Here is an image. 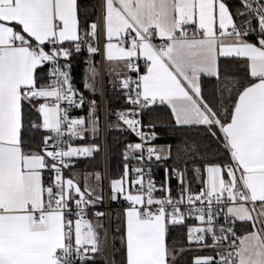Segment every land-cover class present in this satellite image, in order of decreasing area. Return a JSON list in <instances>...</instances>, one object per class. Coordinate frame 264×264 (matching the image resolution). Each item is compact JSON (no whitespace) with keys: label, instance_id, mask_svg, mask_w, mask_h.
Wrapping results in <instances>:
<instances>
[{"label":"snow or ice","instance_id":"6c2138e0","mask_svg":"<svg viewBox=\"0 0 264 264\" xmlns=\"http://www.w3.org/2000/svg\"><path fill=\"white\" fill-rule=\"evenodd\" d=\"M104 82L107 130L137 138L111 264H264V0H0V264H107L103 175L70 171L102 150Z\"/></svg>","mask_w":264,"mask_h":264},{"label":"trees","instance_id":"16d2710c","mask_svg":"<svg viewBox=\"0 0 264 264\" xmlns=\"http://www.w3.org/2000/svg\"><path fill=\"white\" fill-rule=\"evenodd\" d=\"M93 3H97V0H91ZM98 59V57H97ZM83 57H78L73 61L72 65V74L74 79L77 83V87H80L83 91L82 85L79 83L81 79V73L83 70L84 65L82 64ZM105 83V102H106V113L109 109H123L125 107L123 103V98L120 95V91L118 89H113L109 86L106 82ZM204 83L206 87V92L211 91V82L204 78ZM87 95V93H86ZM92 98V97H90ZM99 101V95L94 97ZM75 115L83 114L80 110H75ZM153 116H160L162 121H167L168 115L167 110L163 106L157 105L151 114ZM111 119L113 122H116L115 116L108 117L106 115V124L108 120ZM143 121L145 124L149 123V114H145L143 116ZM159 135V138L156 140L155 143L157 144H167L173 142L171 133L168 132L166 128L157 127L155 129ZM193 134H195L198 130L192 129ZM127 142H136V139L132 134H129L128 131L121 132L118 129H114L113 131L109 132L107 130V152H108V177L109 181L112 178H119L123 172V150L124 145ZM74 143L79 144L81 141L77 140ZM101 149H102V140ZM210 147L214 150L215 143L212 142ZM171 164V161L168 162ZM77 167L75 169H71V172H79L83 173L84 171H99L100 173L103 172V151L95 156V158H81L76 161ZM69 173H66L68 175ZM153 175L157 180L158 184L163 182V166L161 167H154L153 168ZM171 185L173 190L176 188V181L172 180ZM198 190V185L196 186ZM162 194V193H160ZM124 206L122 201L117 202H110V239H111V259H112V252L114 249L120 248V240H119V233L115 234V239L113 238V227L119 224L118 218H116V214L120 211V209ZM99 207H104V203ZM190 223H195L194 220L189 221ZM105 223V222H104ZM172 238L178 242L177 246H179V242H182L184 239V230L183 229H174L170 234V243L172 242ZM212 254L211 251H188L183 254V256L179 260V264H189V260L191 257L196 255H206ZM119 259V255L116 257ZM94 264H105V257L104 256H97L95 259ZM111 264V263H110Z\"/></svg>","mask_w":264,"mask_h":264},{"label":"water","instance_id":"95a60500","mask_svg":"<svg viewBox=\"0 0 264 264\" xmlns=\"http://www.w3.org/2000/svg\"><path fill=\"white\" fill-rule=\"evenodd\" d=\"M98 2V0H97ZM105 83H102L103 85V89H102V110L106 109L105 107ZM104 106V107H103ZM101 110V111H102ZM103 112V111H102ZM105 115V116H104ZM102 114L103 116V126H104V165H105V178H106V182H108V177H107V168H108V164H107V136H106V114ZM106 155V156H105ZM106 191L108 192V186ZM111 202V201H110ZM107 229H108V245H107V264L111 263V239H110V211L108 212V217H107V223H106Z\"/></svg>","mask_w":264,"mask_h":264},{"label":"built area","instance_id":"2783aa9c","mask_svg":"<svg viewBox=\"0 0 264 264\" xmlns=\"http://www.w3.org/2000/svg\"><path fill=\"white\" fill-rule=\"evenodd\" d=\"M98 59H99V57H98ZM101 88L103 89V85L101 84ZM104 107V106H103ZM106 107V106H105ZM75 111V110H74ZM72 112V114L73 115H75V112ZM103 112H102V114L104 115V114H106V109H103L102 110ZM105 116V115H104ZM142 120H143V117H142ZM144 122V121H143ZM129 132V134H132L130 131H128ZM133 136H134V138L136 139V141H137V138H136V136L134 135V134H132ZM156 142V141H155ZM106 156V155H105ZM131 163V162H130ZM157 181V180H156ZM157 184H158V182H157ZM159 185V184H158ZM107 186H108V182L107 183H105V189H107ZM109 191V190H108ZM157 195H162V194H160V193H157ZM110 199L108 198V192L105 190V199H104V207H98V209L97 210H100V211H103V212H105L106 213V216H105V220H106V223H107V217H108V212L110 211ZM196 223V222H195ZM213 254V253H212Z\"/></svg>","mask_w":264,"mask_h":264},{"label":"rangeland","instance_id":"374dc122","mask_svg":"<svg viewBox=\"0 0 264 264\" xmlns=\"http://www.w3.org/2000/svg\"><path fill=\"white\" fill-rule=\"evenodd\" d=\"M105 86V84H104ZM105 88V87H104ZM102 88L100 86V92H99V104L101 106V110H102ZM106 99V98H105ZM105 106H106V102H105ZM101 120H102V124H103V116H102V111H101ZM104 131L102 133V151H103V172H102V175H103V184L106 182V178H105V165H104ZM106 136H107V124H106ZM107 164H108V152H107ZM107 177H108V169H107ZM108 181H109V177H108ZM110 182V181H109ZM107 228V226H106ZM107 249V248H106ZM106 253H107V250H106ZM112 260V259H111Z\"/></svg>","mask_w":264,"mask_h":264},{"label":"crops","instance_id":"0c3cea01","mask_svg":"<svg viewBox=\"0 0 264 264\" xmlns=\"http://www.w3.org/2000/svg\"><path fill=\"white\" fill-rule=\"evenodd\" d=\"M108 169V168H107ZM104 185V190H106L105 189V183L103 184ZM108 190H109V181H108ZM104 199H105V197H104ZM124 203V202H123ZM99 207V206H98ZM104 224H105V227H106V220H105V218H104ZM239 227H240V225L239 224H237V228L239 229ZM206 255H212V254H206Z\"/></svg>","mask_w":264,"mask_h":264}]
</instances>
